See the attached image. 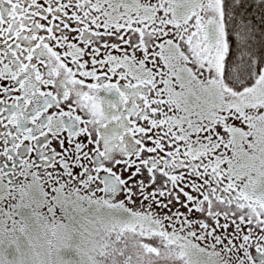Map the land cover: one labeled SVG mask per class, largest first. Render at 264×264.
<instances>
[{
  "label": "snow or ice",
  "instance_id": "1",
  "mask_svg": "<svg viewBox=\"0 0 264 264\" xmlns=\"http://www.w3.org/2000/svg\"><path fill=\"white\" fill-rule=\"evenodd\" d=\"M0 264H264V0H0Z\"/></svg>",
  "mask_w": 264,
  "mask_h": 264
}]
</instances>
